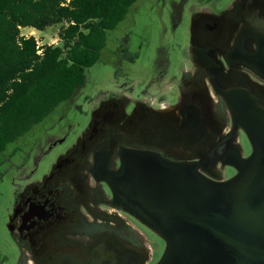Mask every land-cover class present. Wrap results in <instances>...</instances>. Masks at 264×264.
<instances>
[{
	"label": "flooded vegetation",
	"instance_id": "flooded-vegetation-1",
	"mask_svg": "<svg viewBox=\"0 0 264 264\" xmlns=\"http://www.w3.org/2000/svg\"><path fill=\"white\" fill-rule=\"evenodd\" d=\"M188 1L172 0L167 15L176 33L191 12L180 66L173 68L163 42L149 67L127 73L124 66L135 70L141 58L124 32L104 62L114 69L112 87L100 79L93 95L83 94L84 86L58 107L62 124L73 108L87 122L76 142L51 157L71 135L75 124L67 120V131L54 125L56 134L44 135L11 165L16 182L2 218L0 264H158L166 242L124 209L108 182L122 166V152L200 163L199 171L216 181L237 174L229 161L250 156L220 91L246 90L264 107V0H194L186 11ZM252 57L257 71L248 65Z\"/></svg>",
	"mask_w": 264,
	"mask_h": 264
},
{
	"label": "water",
	"instance_id": "water-1",
	"mask_svg": "<svg viewBox=\"0 0 264 264\" xmlns=\"http://www.w3.org/2000/svg\"><path fill=\"white\" fill-rule=\"evenodd\" d=\"M220 92L252 146L228 162L235 176L216 181L200 163L125 150L108 181L124 209L166 242L158 264H264V107L246 90Z\"/></svg>",
	"mask_w": 264,
	"mask_h": 264
},
{
	"label": "trees",
	"instance_id": "trees-1",
	"mask_svg": "<svg viewBox=\"0 0 264 264\" xmlns=\"http://www.w3.org/2000/svg\"><path fill=\"white\" fill-rule=\"evenodd\" d=\"M138 0H0V153L41 124L76 91ZM60 26L59 46L23 29ZM17 153V150L14 152Z\"/></svg>",
	"mask_w": 264,
	"mask_h": 264
},
{
	"label": "rangeland",
	"instance_id": "rangeland-1",
	"mask_svg": "<svg viewBox=\"0 0 264 264\" xmlns=\"http://www.w3.org/2000/svg\"><path fill=\"white\" fill-rule=\"evenodd\" d=\"M174 1V0H173ZM182 1V0H177ZM172 0H138V2L131 8L130 13L127 19L122 22L119 27L115 31L109 32V41L107 47L103 51L102 58L100 62L91 68L88 71V79L87 84L85 85V89L83 90V94L90 93L93 95L96 90H98L95 86V83L98 80L106 81L107 87H109L114 82V69L112 65L105 64L104 62H109L111 60L112 51L117 45V41L115 38L121 36L124 32L130 34V50L133 54H137L140 56V60L136 65V69L134 70L133 66L125 65L124 68L127 69V73H135L138 74L141 69L149 67V60L154 59L156 50L159 45L163 44L165 46H169L171 57L173 60V68L176 69L177 66L181 64V48L187 46L186 36L189 32L190 25L188 20V15L194 7V0H189L188 3L184 5L185 10L187 11V15L185 17V22L181 26V28L176 32H172L170 29V22L167 20V15L172 8L171 6ZM220 6V5H218ZM160 15H163V17ZM162 25H167L170 30L166 34H164L162 29ZM60 26H55L48 28L44 32H39L35 29L28 28L23 29L22 34L26 37H35L39 42V45H53L59 46L61 44L60 40ZM162 35L165 36V40L160 42ZM173 35L175 36L172 45L169 44ZM151 42L148 47V42ZM178 44V45H177ZM136 52V53H134ZM140 53V54H139ZM148 63V64H147ZM95 84V86H94ZM110 89V88H108ZM113 90V89H112ZM111 91V90H110ZM78 105L83 106V100L79 99L77 101ZM63 112L62 108H57L56 111L51 114L42 124L35 126L30 133H28L25 137L21 138L15 144L10 145L7 150L3 153H0V249L2 248L3 242L5 243L6 231L4 228V223L2 222V218L5 217L7 208L11 207V198L14 190V185L16 182V174L10 169L13 163L18 162L19 157L24 156L26 153L30 152L31 147L37 143L39 140L44 137L47 133L50 135L56 134L55 129H53L54 125H57V129L63 126L62 129H66L70 126L67 120L73 121L75 125H72L71 130L68 131L71 133L68 140L59 146L55 152L51 154V157H56L59 152H64L66 149L72 144L75 143L78 139V136L81 135L82 129L86 126L85 119L78 113L76 108H73L68 112V119H65V123H61L59 121V117ZM80 122L81 127H78L76 124ZM63 135V134H62ZM61 136V135H60ZM62 137V136H61ZM243 151L246 155L250 154L252 151V146L245 136L242 141ZM17 150L18 157L13 158L11 160L12 153ZM219 177L222 176V172H218ZM232 172L228 171V175L230 176ZM153 240L156 242H160L159 238L154 234H151ZM4 248V247H3ZM2 248V249H3Z\"/></svg>",
	"mask_w": 264,
	"mask_h": 264
}]
</instances>
